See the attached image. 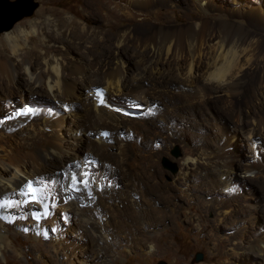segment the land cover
I'll return each mask as SVG.
<instances>
[{
	"label": "bare ground",
	"instance_id": "bare-ground-1",
	"mask_svg": "<svg viewBox=\"0 0 264 264\" xmlns=\"http://www.w3.org/2000/svg\"><path fill=\"white\" fill-rule=\"evenodd\" d=\"M17 1L19 0L12 5L13 8L1 2L3 7L1 9L0 6V16L7 12L6 20L11 18L16 10H19ZM117 1L116 8L125 6L129 9L123 12L126 17L133 12L145 16L143 28L140 26L134 30L117 29L107 34L100 32L96 25L89 28L83 20L73 14H53L52 11L42 8L32 22L15 23L16 25L4 28L2 31L8 32L0 38V85L8 92L7 96L10 98L19 92L26 96L28 101H33L34 96L42 92L64 111V114L56 118V122L47 117L42 118L39 126H35L37 128L32 125L31 116H20L12 127H3L7 135L0 126V203L11 205L0 211V217H3L0 218V229L1 221H6L29 239L47 243L61 264H101L100 262L110 254L123 251L129 255L135 248L142 251V255L148 256L154 251L157 252V248L151 242L152 237H146L145 233L153 232L155 228L169 223L174 217L169 202L156 197V190L166 187L159 181L153 183L157 179L156 171L148 168L151 173L145 175L138 171L139 167L136 168L134 161L132 162L134 145L131 136L136 129V126L132 125L135 118L122 112H111L105 102H100L98 92L101 91L100 93H105L106 96L124 98L125 102L128 101L135 109H139L145 102L147 105L144 108L155 109V94L163 89L181 100L180 108H196L205 113L214 110L217 115H220L219 111L213 106L217 101L221 102L223 96V108L231 113L237 126L234 125L230 133L213 120L209 130L214 134V138L209 147L201 148L200 142L189 141V148H197V151L194 156L188 152L184 158L179 181L185 182L188 171L199 162L209 166L210 176L214 179L218 177L226 180L231 171L230 164L234 162L230 147L232 148L238 133L248 140L257 141L258 138L264 137V112L262 109L263 113L255 112L264 102V41L256 38L263 35L264 28L250 30L241 22L228 17H221L213 22L214 16L209 15V10L202 6V13L191 21L176 24L162 20L166 24L164 27L159 25L160 27L152 28L148 25L152 20L153 11L150 9L163 1L167 3L171 0ZM175 1L184 4V0ZM132 7H145V11H133ZM5 8L7 11H3ZM87 10H91V14L95 15L96 10L91 5L86 6ZM105 13L102 15L104 20L94 17L96 24L109 22L112 16L108 11ZM2 23L3 19H0V24ZM36 41L41 42L44 50L40 48L39 52L36 51ZM76 44L87 47L83 51L82 60L70 56L71 47ZM130 44L133 45L134 51L141 50L136 53L133 51L136 56L150 57L151 65L156 67L153 70L170 68L175 71V78L163 80L158 76L147 80L137 74L128 76L127 69L130 64H126L127 61H124L123 57H126V51L130 50ZM55 46H58L59 51L49 52L48 49ZM116 55L117 62L112 68L109 62ZM68 57L74 59L75 64L69 63ZM246 87H249V96L239 104L237 100L243 95ZM81 95H85L84 97L92 103L95 115L93 127L84 124L82 116L76 115L72 109L71 99L80 98ZM105 95L101 94L102 98H105ZM247 116L251 117L252 126L246 132L242 128L239 131L240 124ZM67 117H70L74 128L67 126ZM185 118L184 122L189 123L192 115L188 113ZM122 121L127 122L129 126L121 133L115 149V158L110 160L108 148L111 144L107 142L110 140L107 138L109 133L121 130ZM63 127L68 133V138L61 134ZM106 132L109 134L107 137L102 135ZM87 133L96 138L99 152L83 146L81 135ZM40 141L44 143L40 145ZM17 148L24 150L15 152ZM192 149L189 151L192 152ZM89 156L100 158L98 168L105 176L111 174L115 178L120 172L122 177H117L118 179L108 186L95 172L89 175V164L92 163L93 168L96 165L94 158L87 162ZM147 158L142 156L140 159L147 163ZM250 168L246 170L252 172L256 169ZM73 175L87 179L88 185H73ZM205 176L208 177L209 174ZM28 183H31L38 193L43 192L46 195L44 204L48 206L49 215L39 221L33 219V216L43 212L42 205L22 203L16 206L19 201L27 199L22 192ZM116 183H121L122 187L117 188ZM151 183L153 185L149 186ZM76 187L81 190H72ZM109 187L112 188L111 193ZM109 202L116 206L113 210L106 209ZM129 204L132 206L129 208L130 213L125 214ZM156 204L161 206L156 207ZM113 205L109 206L113 208ZM25 219L30 220L29 224L23 222ZM45 232L47 237L44 236ZM8 239L9 237L3 235L0 230V248ZM120 249L123 250L119 251ZM239 249L245 248L241 246ZM252 249L257 251L256 257L264 261V240L251 243L245 253H251ZM230 250L235 252V246Z\"/></svg>",
	"mask_w": 264,
	"mask_h": 264
},
{
	"label": "rangeland",
	"instance_id": "rangeland-1",
	"mask_svg": "<svg viewBox=\"0 0 264 264\" xmlns=\"http://www.w3.org/2000/svg\"><path fill=\"white\" fill-rule=\"evenodd\" d=\"M117 2V0H19L16 6H19V11L22 12L19 14L20 17L16 18L10 26L15 23L32 22L37 17L38 11L45 8L52 11L53 14H73L77 18L83 20L89 28L97 26V29L102 33L110 34L117 29L122 30L126 28L134 30L135 27L140 26L143 28L145 16L133 12L132 15H127L126 17L123 12L129 11V9L125 6H121V9L116 8ZM87 5H91L92 8L96 10L95 15L91 14V10L86 11ZM0 6L2 9L3 6L1 4ZM200 6L208 9L209 15L214 16L213 22L218 21L221 17H228L241 22L244 27H249L250 30L254 28L259 30L264 28V0H184V4H180L175 0H171L167 3L163 1V3L150 9L153 12L151 14L152 20L148 25L152 28L164 27L166 25L164 21L183 24L193 20L194 17L202 13L200 12ZM131 9H133V11L138 9H140L139 11H145V7L137 9L132 7ZM19 11L18 13H20ZM106 11L112 16L109 22L100 25L96 24L94 17L97 16L104 20L102 15L106 14ZM133 21L136 22L134 23ZM7 32L1 30L0 38L4 37ZM256 38L264 41V33L261 36H256ZM34 45L37 47L36 51L39 52L41 49L44 50L41 42L36 41ZM130 46V50H128V52L126 51V57H123L124 59L122 58L124 61H127L126 64H130L127 69L128 76L137 74L147 80L154 79L158 76L162 77L163 80L175 78V71L170 68L161 67L158 71L153 70L156 67L151 65L152 60L150 57L136 56V51L141 52V50L136 49V51H134V49H132L133 45L130 44ZM58 49V46H55L48 50L49 52L57 53L59 51ZM86 49V46L76 44L74 47H71L72 55L70 56H73V58L78 57L79 60L80 58L82 60L83 51ZM116 57L118 58L116 55L109 62L112 68L115 67V62H117ZM140 59L144 62H141ZM68 62L75 64V60L70 57H68ZM144 66L146 67L144 68ZM98 86V88H100V85ZM2 88L5 90V88L0 85V126L2 130L3 127L10 128L15 125L14 123H16L17 118H20V116H31L32 125L34 127L37 125L38 127V123H40L42 118L47 117L52 119L53 122H56V118L64 114L63 109L49 97H46L45 94H42V92L34 96L33 101L32 99L28 101V98L26 99V96L19 92L9 98V96H7L8 92L6 90L4 91ZM165 91L166 90L162 89V91L155 94V98L157 99V106L155 105L156 110L150 109V107L147 109L144 108L147 105L146 102L143 106H140L139 109H135L132 104H128V101L125 102L124 98L121 99L119 96H106L105 93H101L105 95V98H102L100 95V98L107 104L111 112H122L135 118L132 125L136 126V129L133 132V136H131V140L135 147L132 149V162L134 161L135 167L140 168H137V170L145 175H150L151 173L148 168H151L153 172L156 171L157 179H155L153 183L159 181L160 184L166 185V187L163 186V190H156V197H160L162 200L169 202L171 205L170 209L173 210L174 214L173 219L169 223L160 225L155 228L153 232L145 233L146 237H152L151 242L155 244L157 252L154 251L147 256L144 254L142 255V251L140 252L139 249L135 248L129 255L123 251L110 254L100 263L156 264L158 261H163L165 264H264L263 259L256 257V250L252 249L251 251L249 250L251 253H245L248 251L247 247L251 243L261 239L264 240V137L258 138L257 141L243 138L239 132L240 129L242 128L243 131L246 132L252 126L250 122L251 117H245L243 123L240 124V128H238L239 133L237 138L232 148L230 147L234 155V162L230 164L231 171L227 176L228 180H221L218 177L214 179V177L210 176L211 171L209 172V166L206 163L203 164V162H199L192 170L188 171L189 173L186 175L185 182L179 181V173L180 169L183 167L184 158L189 153L194 156V153L197 151V148L196 150L189 148V141L193 143L195 141L198 143L200 142V146L202 145L201 148H207L211 145V140L214 138V134L209 130L211 124L214 123L213 120H216L215 122L219 126H223L230 133L233 131V126L235 125L236 127L237 125L231 113L223 108V96H221L222 101H217L218 103L215 101L216 104L213 106L219 111L220 115H217L214 110L205 113L202 110L199 112L196 108H180L181 100L176 97L174 98L171 96L172 94L166 93ZM84 96L85 95H81L80 98L71 99L72 109L76 115L82 116L81 118L83 122H85L84 124L93 127L92 123L95 120V115L92 103ZM247 96H249V87H246L243 95L238 98L237 102L241 104ZM172 101L174 103H172ZM165 104L166 106H164ZM29 109L31 110L29 114L18 115V113H24ZM261 109L264 112V102L255 112L263 113ZM161 111L163 112L161 113ZM188 113L194 118H191L189 123H185V115ZM70 120V117L65 118L67 126L72 129L75 126H73V124L71 125ZM128 126L129 124L127 122L122 121L120 131L109 133L110 135L107 139L110 140L107 142L111 144L108 148V153L111 154L110 160H114L116 154L115 149L119 144L118 139ZM64 129L63 127L61 134L63 137L68 138V133ZM3 133H6V131L3 130ZM5 135H7V133ZM81 137L83 146L89 147L94 152H99L96 138L92 134H82ZM43 143V141H40V145ZM141 149H143V152ZM175 149L178 153L176 156L173 154V150ZM190 149H192V152L189 151ZM23 150L22 148H17L15 152ZM142 156L148 157L147 163L140 159ZM94 157L95 156L88 158L87 162ZM84 158H86V156ZM96 158H94L96 160L94 168L92 163L89 164V175L95 172L97 176H100V180L102 179L108 186L122 177L120 172L116 175V179L111 176V174L105 176V174H103L104 172L98 168V162L101 160L98 156ZM250 167H256V169L252 170V172H248L246 168ZM205 174H209L210 177L205 176ZM260 176L263 177V179L260 180ZM187 178L191 179L188 180ZM115 185L117 188L122 187L121 183H116ZM152 185V183L149 184V186ZM111 191L112 188L109 189L110 193ZM120 203L121 202H119V204ZM219 203H221V205ZM109 205L112 207L113 204L111 205V202H109L106 207L107 210H113L116 207L113 205V208H111ZM130 205L131 204L126 208L125 214L130 213L129 208H132ZM160 206V204H156V207ZM217 208L218 210H216ZM97 210L98 209H95V211ZM125 214H122V216ZM28 219L23 220V222L29 224L30 220ZM123 219L126 220V218ZM1 223L2 226L0 230L3 235H7L9 239L5 241L7 244L4 243V246L0 248V264H61L49 249L47 243L43 244L34 239H29L6 221H1ZM232 246H235V252H231L230 248H232ZM241 246H244L246 250H240L239 248ZM121 250L123 249L119 251ZM197 252L201 253V259L194 261V255ZM224 256L226 257V261Z\"/></svg>",
	"mask_w": 264,
	"mask_h": 264
},
{
	"label": "snow or ice",
	"instance_id": "snow-or-ice-1",
	"mask_svg": "<svg viewBox=\"0 0 264 264\" xmlns=\"http://www.w3.org/2000/svg\"><path fill=\"white\" fill-rule=\"evenodd\" d=\"M97 95H101L100 92L97 93ZM101 103H103L104 101L101 99L100 101ZM31 110H27L24 113H18V115H27ZM102 135L104 136H108V133H102ZM71 183L73 185H84L85 187L88 185L89 181L79 175H73L71 177ZM72 190L75 191H80L81 189L79 187H76ZM22 195H24L27 199L23 200V201H19L17 203L16 206H19L22 203H29V204H38V205H42L43 206V212L37 215L33 216V219L39 221L42 217H47L49 215V210H48V206L46 204H44V200L46 199V195L43 192H39L38 190L35 189L33 187V185L31 183H28L26 186V189L22 192ZM11 205L8 204H2L0 203V211L6 209L7 207H10ZM3 218V217H0ZM25 231H27V229H25ZM53 231H55L53 229ZM47 232L44 233V236L47 237Z\"/></svg>",
	"mask_w": 264,
	"mask_h": 264
},
{
	"label": "water",
	"instance_id": "water-1",
	"mask_svg": "<svg viewBox=\"0 0 264 264\" xmlns=\"http://www.w3.org/2000/svg\"><path fill=\"white\" fill-rule=\"evenodd\" d=\"M1 2H4V4L5 5H11V8H13L12 7V5L13 4H15V2H16V0L15 1H8V0H0V3ZM17 3H18V1H17ZM16 3V4H17ZM7 11V9H4L3 11ZM17 12H15L14 14H13V16H11V18L9 17L7 20H6V13L7 12H5V13H3V15L1 14V16H0V19H3V23L2 24H0V31L1 30H3L4 28H8L11 24H12V22H14L15 20H16V18H18V17H20L19 16V14H21V12L22 11H19V10H16ZM18 11L20 12V13H18ZM30 12V11H29ZM6 20V21H5ZM5 22V23H4ZM173 154L176 156V155H178V153H177V151H176V149L175 150H173ZM201 259V253H199V252H197V253H195V255H194V261H198V260H200ZM156 264H165L163 261H158Z\"/></svg>",
	"mask_w": 264,
	"mask_h": 264
}]
</instances>
